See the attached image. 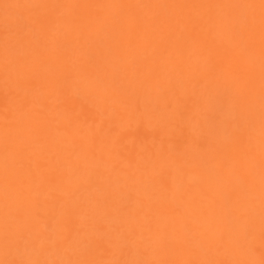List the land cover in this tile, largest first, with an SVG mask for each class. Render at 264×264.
<instances>
[{"label":"bare ground","instance_id":"bare-ground-1","mask_svg":"<svg viewBox=\"0 0 264 264\" xmlns=\"http://www.w3.org/2000/svg\"><path fill=\"white\" fill-rule=\"evenodd\" d=\"M38 1L0 0V264H264V0Z\"/></svg>","mask_w":264,"mask_h":264},{"label":"rangeland","instance_id":"rangeland-1","mask_svg":"<svg viewBox=\"0 0 264 264\" xmlns=\"http://www.w3.org/2000/svg\"><path fill=\"white\" fill-rule=\"evenodd\" d=\"M42 1H44V0H39L38 4H42ZM47 1H49L47 3V5L44 8L38 9L37 10L38 12L36 13V15H38L40 13L41 16L42 15L49 16L51 18V19H49V22H52L55 20V17L59 16V14H60V12H59L60 6L59 5L61 3L59 0H47ZM148 1H150V0H146L144 4H146ZM18 2H19V0H10V12L11 11L15 12L17 17L21 16L20 11H16V10L12 9V6L18 5ZM57 9H58V12L55 13ZM16 19L22 20L23 22L18 23L16 21ZM9 24H10V28L8 27ZM24 24L25 23H24L23 18H15L14 20H12L10 22L0 21V44L2 42V39L3 40L6 39L5 42L8 39H10V56H9L10 62L13 60V57L15 56L16 52H22L23 53L22 58L24 56V52H27V51L22 50V45L20 42V35L21 34L18 32L20 27H21L20 31H22V26H24ZM47 40L48 39H46L44 42L50 43V42H46ZM29 60H31V62H33V63L35 62V61H33V56ZM22 62H24V61H22ZM24 64H26V63H24ZM252 93H254V90L252 91ZM209 253L213 254L214 252H209Z\"/></svg>","mask_w":264,"mask_h":264}]
</instances>
